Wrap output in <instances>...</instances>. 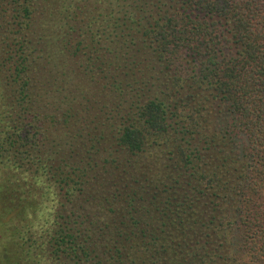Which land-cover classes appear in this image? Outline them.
<instances>
[{
    "label": "trees",
    "instance_id": "obj_1",
    "mask_svg": "<svg viewBox=\"0 0 264 264\" xmlns=\"http://www.w3.org/2000/svg\"><path fill=\"white\" fill-rule=\"evenodd\" d=\"M0 264H264V0H0Z\"/></svg>",
    "mask_w": 264,
    "mask_h": 264
}]
</instances>
